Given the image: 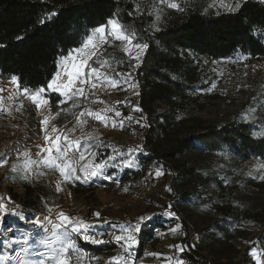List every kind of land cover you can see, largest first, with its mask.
Wrapping results in <instances>:
<instances>
[{
  "label": "trees",
  "instance_id": "trees-1",
  "mask_svg": "<svg viewBox=\"0 0 264 264\" xmlns=\"http://www.w3.org/2000/svg\"><path fill=\"white\" fill-rule=\"evenodd\" d=\"M170 1L174 0H165L163 4L160 0H0V75L5 80L17 76L20 89L46 88L57 70L58 58L79 46L86 34L109 19L118 20L129 32L134 31L137 43H148L140 66L135 69L130 67L129 57L123 51L124 43L111 39L103 52V60L111 61L109 69L113 72L133 71L139 87V105L148 120L144 136L146 157H142L141 167L120 172L110 169L108 174L113 181L108 184L119 180L122 186L139 188L151 165H160L171 174L169 186L178 200L190 194L209 199L220 219L199 231L198 245L188 237L183 239L199 252L215 242L223 243L239 226L264 217V209L226 192L220 176L177 158L201 150L225 160L264 159V135H254L264 132V97L252 94L231 119L190 122L185 117L189 108L200 103L203 94L198 90L199 84L210 79L215 62L264 57V0H232L221 7L213 6L210 0H175L183 11L168 7ZM157 10L161 17L158 22ZM53 11L57 15L40 23ZM259 82L264 84V76ZM46 96L52 109L60 113L57 124L73 119L79 108L72 109L71 101L59 105L57 93L47 91ZM159 104L166 108L159 110ZM242 113L250 117H241ZM164 138L169 145L162 152L159 146ZM99 152L101 160L108 157L107 148L101 147ZM8 178L11 184L25 188L26 208L46 210L47 202L30 179ZM250 181L242 176L231 188H250ZM69 184L78 189L92 187L82 181ZM214 187L224 190L223 194H208ZM148 225L149 232L141 233V249L154 234V228L165 226L163 222ZM87 247L96 252L116 249L113 244ZM217 252L219 255L213 258L227 264L221 262L222 253ZM187 255L199 262L191 251ZM237 264L256 262L244 255Z\"/></svg>",
  "mask_w": 264,
  "mask_h": 264
},
{
  "label": "rangeland",
  "instance_id": "rangeland-1",
  "mask_svg": "<svg viewBox=\"0 0 264 264\" xmlns=\"http://www.w3.org/2000/svg\"><path fill=\"white\" fill-rule=\"evenodd\" d=\"M210 1L213 6L221 7L228 5L232 0ZM170 2L176 3L175 0ZM104 25H107V23ZM108 30L110 31V27ZM110 40L111 38L99 50L98 54L102 60L104 49ZM133 43L137 42L134 40ZM134 52L135 49H133ZM144 53L145 51L142 53L140 60ZM90 63H94V61H90ZM94 66L99 67L96 64ZM102 70L108 71L115 76V72L110 71L109 68ZM131 72L133 80L137 82L133 77V71ZM262 76H264V57L254 60L246 59L242 62L232 60L215 62L214 72L210 79L199 84L198 90L203 94L200 103L193 105L186 111V120L190 122L193 119L220 121L233 118L241 111L242 105L252 94L264 97V84L261 85L259 82ZM115 78L121 82V91L115 96L109 95L99 98V101L96 102V111L108 108L119 110L122 113L121 117H116L114 111L107 112V114L116 121L122 120L124 124L123 129L117 125L110 136L94 135L96 140L102 141L104 145L111 146L103 147L108 149V156L115 154L112 151L113 148L119 150L117 159L109 161L108 166L104 169L106 174H108L110 169L118 170V172L129 168L139 169L142 157H146L144 136L148 127L147 117L142 116L140 111H133V107H137L139 102L138 95H134L133 91L128 89V86L123 83L124 77ZM0 83H3V85H0V159L7 157L8 160L6 165L0 166V186L6 184L7 187H11L10 185L13 184H11L8 177H23L25 175L22 168H19L16 172L12 171L14 164L22 166L25 160L23 155H17L18 145L22 141H26L28 145L27 148L19 151L23 152L26 150L29 152L31 159H40L37 155L40 149L36 145L44 144V133L41 131L42 125L40 123L43 117L39 114L40 108L38 109L27 95L22 94L21 91L19 92L18 86L11 80L6 82L0 80ZM213 83L216 85L215 88H211ZM136 91L139 92V87ZM123 95L128 96L125 99L127 106L120 109L116 103L118 98ZM23 98L26 100H22ZM165 108L166 105L159 104V110ZM129 116L133 117L131 121L126 119ZM246 116L247 118L250 117L245 115V113L241 114V117ZM136 121H140V123L138 124ZM141 124L145 126L141 127ZM50 125L55 126V123H50ZM168 145L169 140L162 139L159 151L164 152ZM137 146H142V151L133 152L131 154V158L134 161L133 165L125 167L123 161L129 158L127 150L129 148L135 149ZM93 151H95V148ZM98 153L99 155L95 158V162L107 160V157L101 160L99 150ZM177 158L189 162L192 166L204 171L207 170L209 174L220 176L221 181L226 186V192H229L237 200L247 201L260 209H264V180L258 178L264 175V168L260 167V165H264V159L231 157L225 160L218 154L201 150H192L185 155H179ZM171 161L173 162V160ZM152 167L154 168L153 171L149 169L145 183L139 188H132L128 185L122 186L120 182L119 185L116 183L108 184L113 181V176H111V179L97 176L88 182L81 180L85 184L92 185V187L78 189V186H70L69 181L63 180L58 170L49 169L43 165L39 168L33 165V171L27 173V175L28 179L33 182L34 187L40 189L41 196L47 202V206L57 208L71 217L84 220L93 225L90 229H98L102 232L107 229H113L115 234L118 235L119 232L114 229V225L135 224L138 222L139 217H150V219H145L141 223L140 231L134 233L137 243L133 247L136 250L141 251L142 227L148 225L149 222L152 225L155 223L158 225L163 222L165 224L163 236L158 237L153 234L143 246L151 249V252L161 251L163 253L161 264H177V261L190 251L196 255L199 261L208 255L217 257L219 255L217 251H220L222 253L221 262L227 264L240 263L244 255L247 256L249 261L256 262L255 258L250 256L249 253L253 248L257 249L259 254L264 251V217L239 226L237 232L232 236L228 235L223 243L215 242L208 249L198 252L190 248L183 239L185 237L191 239L194 234L199 235V231L204 226L220 219L219 213L213 209L209 199L195 194H190L185 199L178 200L172 190H167L170 188L171 174L165 172L160 165H151L150 168ZM157 170L163 173L159 177L155 176ZM242 176L250 178V188L243 190L235 188L233 190L231 188L233 182L238 181ZM57 185L60 186V191H57ZM23 191L26 192L24 188ZM223 192L224 190L214 187L208 191V194L217 196L222 195ZM42 211L39 208H29L23 213L28 218H35L41 216L40 212L44 213ZM165 211H172L175 216L165 215ZM96 212L100 213L99 219L94 216ZM105 221L108 223H105ZM11 223L15 227L29 230L33 228L31 224L20 221L15 216L12 217ZM177 225L180 227L177 232L173 233L170 229L176 228ZM23 233L25 232L17 231L13 238L22 239ZM36 233L39 234V231ZM76 239L81 253L86 254L81 255L79 264H86L89 261L99 264L96 258L90 257L88 253L89 247H87V243L83 238L77 237ZM22 246L15 245V251H18ZM96 253L100 255L108 254L107 258L110 259L117 256V249ZM0 254H3V252H0ZM218 263L221 264L220 262ZM72 264H77L75 257L72 259Z\"/></svg>",
  "mask_w": 264,
  "mask_h": 264
},
{
  "label": "snow or ice",
  "instance_id": "snow-or-ice-1",
  "mask_svg": "<svg viewBox=\"0 0 264 264\" xmlns=\"http://www.w3.org/2000/svg\"><path fill=\"white\" fill-rule=\"evenodd\" d=\"M165 0H160L163 4ZM172 9L183 11V8L179 4L170 2L167 5ZM239 7V4L236 5ZM230 11H235V8H230ZM57 15L56 12L49 13L46 17L42 18L40 23H44L45 20L51 19ZM156 21H160L161 17L158 13L155 17ZM155 27V25H153ZM110 27V31L108 30ZM158 31L159 29L156 28ZM109 38L124 43L123 51L129 57L130 67L132 69L140 66V57L142 53L149 47L148 43H133L137 39L134 31L129 32L124 28L122 24L116 19H109L107 25H101L91 30L90 34H86L80 42L79 46L70 49L67 54L61 55L56 64L57 70L53 74L51 80L48 82L46 88L40 87L35 90H30L27 87L21 89V91L28 95L30 99L36 104L39 109L41 105L48 106L50 100L44 97L46 91L51 90L53 93L58 94V104L64 105L68 101H71V108L76 109L81 107V100H87L90 98L89 94H94L93 90L98 87H112L121 89L120 80L115 77H124L123 83L128 86V89L133 91L134 95H139L136 91L138 88V82H135L132 78V72L121 73L115 72L113 76L110 72L102 69L111 68V61L107 59H100L99 50L104 43L109 41ZM22 39V37H17ZM131 46V47H129ZM133 49L135 52L133 53ZM95 58V60H94ZM135 63H131V61ZM94 61V63H90ZM120 63V62H117ZM99 65V67L94 66ZM114 71V70H113ZM11 82L19 86V78L15 75L11 77ZM213 83L211 88H215ZM211 91V89H209ZM127 103V102H119ZM65 111V109H61ZM115 113L116 117H121L122 113L119 110L112 108L104 109L101 111H93L89 108H84L76 115V125H79V131L81 136L75 135L77 127L59 129L54 125H50L49 118L45 116L41 121V131L44 133V144H37L36 147L40 149L38 152L39 160L31 159L28 151L20 152L17 150V155H23L25 160L22 166L13 165L12 171L16 172L19 168H22L25 175L23 179H28L27 173L33 171L32 166L36 165L39 168L41 165L58 170L59 175L65 181H81L88 182L91 178L97 176H103L105 179H111L112 177L104 172V169L108 166L109 161H115L119 150L113 148L114 155H109L104 162H95V158L99 155L97 151L93 149H99L101 147H111L110 145H104L102 141H98L94 137L92 131H84V126L88 124L87 119L82 117L88 116L96 121L104 123L106 126L111 121L112 126L119 125L123 129V121H116L111 116L107 115V112ZM133 111H142L139 107H133ZM60 113L58 112L57 115ZM129 121L133 119L132 116L127 117ZM140 123V121H136ZM141 127L145 126L143 124ZM72 134V135H70ZM254 135H264V132L254 133ZM137 150L142 151V146L137 148H129L127 150L129 158L123 161L125 167H131L134 163L131 158V154ZM8 163L7 157L0 159V166H4ZM264 168V165H260ZM163 173L160 170L155 172V176L159 177ZM255 178V177H254ZM260 180H264V175L258 177ZM171 191V189H167ZM57 191H60V186L57 185ZM10 201V198H8ZM20 206H9L2 198H0V215H14L20 221L29 223L33 228L39 229V234L25 232L22 234L23 238L5 239L6 250L3 254H0V264H72V259L75 257L77 264L82 254L77 245V237H81L84 240L91 241L94 244L106 243L101 239H97L95 235H89L88 230L93 225L85 222L84 220L76 217H71L65 214L63 211H59L56 214L55 220L52 219L51 213L53 208L47 207L48 215L37 216L35 218H28L22 211L19 210ZM165 215L175 216L172 211H165ZM94 216L99 219L100 213H94ZM145 219L150 217H139L138 222L135 224H117L114 225V229L120 234L115 235L114 239L117 243L123 241L122 247L124 251L131 255L130 249L137 243V238L134 233L139 232L141 223ZM105 223H108L105 221ZM180 226L170 229L173 233L177 232ZM11 231V228L8 229ZM98 235H104L99 233ZM15 245H23L18 251L14 250ZM182 250V249H181ZM14 253V254H13ZM250 256L255 258L256 264H261L260 254L258 250L253 248L250 251ZM171 259V258H169ZM110 264H128L127 259L123 255H118L111 258ZM177 264H183L182 261H177Z\"/></svg>",
  "mask_w": 264,
  "mask_h": 264
},
{
  "label": "built area",
  "instance_id": "built-area-1",
  "mask_svg": "<svg viewBox=\"0 0 264 264\" xmlns=\"http://www.w3.org/2000/svg\"><path fill=\"white\" fill-rule=\"evenodd\" d=\"M110 71H112L110 69ZM113 72V71H112ZM121 89H116V88H112V87H98L97 89L93 90L94 94L90 93L89 96L90 98L87 100H81V107L77 110L76 114L74 115L73 119L62 123V124H57L56 120H57V113L58 111H55L52 109V105H51V101L50 104L48 106H44L42 105L40 107L39 110V114L44 118L45 116H47L49 118V122L51 124L55 123V126L58 127L61 130H64L66 127L67 128H72L74 126L77 127V132L75 133V135L77 136H81L82 134L79 131V125H76V115L79 114V112L81 110H83L84 108H89L90 110L96 111L97 106H96V102L99 101V98H104L107 97L109 95L111 96H115L118 92H120ZM139 99V95L137 96ZM48 98V97H47ZM128 96L127 95H123L121 98H118L117 100V107L120 109H123L127 106V103H119V102H126L125 99H127ZM49 99V98H48ZM50 100V99H49ZM137 107L140 108L139 106V102L137 103ZM141 109V108H140ZM141 115L145 117V114L140 111ZM10 114V113H9ZM108 116H110L109 114H107ZM82 119H87L88 120V124L84 126V131H92L95 134H100L102 135V137L105 136H110V134L115 130V127L112 126L111 121L108 122L107 126L100 122V121H96L91 117L85 116L82 117ZM113 119V117H112ZM72 135V134H70ZM27 142L26 141H22L19 145H18V149L19 150H23L24 148H27ZM99 149H95V151L98 152ZM153 167L150 168L151 171H153ZM149 171V169H148ZM148 171L146 172V176H148ZM95 178V177H93ZM92 179V178H91ZM83 181V180H82ZM119 180H116L115 183L117 185H119ZM11 187H7L6 184H3L0 186V198L3 199V201L6 204H9V206H15V205H19L20 206V211L24 212L26 209L25 206V200H26V193L23 191L24 187L21 186H17V185H10ZM25 190V188H24ZM10 198V201L9 199ZM49 207V206H47ZM53 208V212L51 213L52 219L55 220L56 214L59 212V210L57 208L51 207ZM44 213H41V217L43 215H48L49 213L47 212V208L46 210L42 211ZM14 215H0V252H5L6 247H5V239H12L13 235L17 232V231H24V232H31V233H36L39 231V229L37 228H32V229H26V228H21V227H15L14 224L11 223V219ZM11 228V231H9L8 229ZM142 233H147L150 230V225H145L144 227H142ZM99 233H104V235H98ZM155 235H157L158 237H162L163 234L165 233V226L159 225L158 227L154 228V232ZM88 234L89 235H95L97 239H101L103 241H107L106 243H100V244H94L91 241L88 240H84L88 245H105V244H113L116 246L117 249V256L118 255H123L127 261L128 264H161L162 259H163V253L161 251H153L151 252V249L143 247V249L140 250H136L135 247H132L130 249L131 255L129 256L127 252L124 251V248L122 247L123 241H121L120 243H117L114 239L115 231L113 229H107L105 231H100L98 229H90L88 230ZM191 240L193 242L194 245H198L200 242V236L198 234H194L191 236ZM14 250H15V246H14ZM88 253L90 254L91 258H96V259H100L99 264H110L111 258H107L104 257L103 255H100L98 253H96L95 251H93L90 247L88 248ZM14 254V253H13ZM260 260H261V264H264V251H261L260 253ZM179 261H182L183 264H219L212 256L208 255L204 258L201 259V261H196L193 257L184 254V256L182 258H180ZM14 264V262H13ZM86 264H97L94 262L89 261Z\"/></svg>",
  "mask_w": 264,
  "mask_h": 264
},
{
  "label": "crops",
  "instance_id": "crops-1",
  "mask_svg": "<svg viewBox=\"0 0 264 264\" xmlns=\"http://www.w3.org/2000/svg\"><path fill=\"white\" fill-rule=\"evenodd\" d=\"M106 23H107V22H106ZM106 23H105V24H106ZM0 80L3 81V82H6V81L11 80V79H7V80H5V79H3V78L1 77V75H0ZM0 85H3V83H2V84L0 83ZM18 88H19V92H20V91H21L20 86H18ZM48 91H51V90H48ZM21 93L24 94L22 91H21ZM46 93H47V91H46ZM46 93L43 94L45 98H47ZM24 95H26V94H24ZM27 96H28V95H27ZM28 97H29V96H28ZM29 99H30V97H29ZM22 100H26V99L23 98ZM30 100H31V99H30ZM31 101H32V100H31ZM119 234H120V233H119ZM119 234H118V235H119Z\"/></svg>",
  "mask_w": 264,
  "mask_h": 264
}]
</instances>
